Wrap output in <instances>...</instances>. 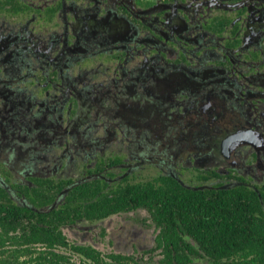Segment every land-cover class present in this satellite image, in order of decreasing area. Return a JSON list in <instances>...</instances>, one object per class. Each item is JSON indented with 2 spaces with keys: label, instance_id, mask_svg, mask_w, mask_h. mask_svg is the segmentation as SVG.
I'll use <instances>...</instances> for the list:
<instances>
[{
  "label": "flooded vegetation",
  "instance_id": "af4514ba",
  "mask_svg": "<svg viewBox=\"0 0 264 264\" xmlns=\"http://www.w3.org/2000/svg\"><path fill=\"white\" fill-rule=\"evenodd\" d=\"M4 1L14 0L0 3ZM15 1L22 8L18 14L10 17L0 11V188L14 206L33 213L28 221L62 200L43 207L30 201L23 191L39 189L35 179L70 180L69 189L101 177V172L95 168L97 156H91L89 167L83 163L78 175L63 177L56 172L68 165L77 167L70 160L59 161L73 147L69 136L64 137L62 156L47 159L55 135L14 139L3 135L9 112L4 91L14 80L20 91L23 81L31 82L32 92L44 96V102L63 96L65 121L76 115L82 93L103 96L111 89L123 96L127 90L135 100L175 114L176 125L165 135L161 175L191 189L243 187L259 196L264 192V0ZM65 76L72 83H64ZM96 77L102 81L94 84ZM184 124L191 128L186 135ZM236 134L242 140L223 149V141ZM121 165L125 162L115 167ZM14 166L22 168L20 178L15 177ZM189 171L195 173V185L183 179ZM108 172L112 173L109 169L102 174ZM120 214L125 213L80 219L63 233L84 224L91 232ZM100 236L97 230L91 232L89 243L85 237L70 243L102 254H123L96 247ZM152 248L137 253L157 252Z\"/></svg>",
  "mask_w": 264,
  "mask_h": 264
},
{
  "label": "trees",
  "instance_id": "16d2710c",
  "mask_svg": "<svg viewBox=\"0 0 264 264\" xmlns=\"http://www.w3.org/2000/svg\"><path fill=\"white\" fill-rule=\"evenodd\" d=\"M21 9L15 0L0 3V11L10 17ZM121 162L120 156L100 158L95 168L101 177L69 189L70 180L35 179L39 189L23 191L30 201L43 207L62 200L34 221L27 220L31 211L14 206L0 188V202L6 201L0 203V264H194L195 257L213 264H264V192L191 189L163 175L130 182L102 174ZM138 208L147 211L157 232L151 250L157 251L155 261L145 253L102 254L71 244L63 233L77 220L95 221Z\"/></svg>",
  "mask_w": 264,
  "mask_h": 264
},
{
  "label": "rangeland",
  "instance_id": "374dc122",
  "mask_svg": "<svg viewBox=\"0 0 264 264\" xmlns=\"http://www.w3.org/2000/svg\"><path fill=\"white\" fill-rule=\"evenodd\" d=\"M11 71H13L12 67L9 68V72ZM63 81L67 85L72 83V79L67 76L63 78ZM99 81H102L101 78L96 77L93 83L96 84ZM83 83L88 85L89 82ZM15 84L14 80L7 91H4L7 94L8 102L5 101V103L9 112L8 131H4L3 135L9 138L17 135L30 137L55 135L53 151L45 154L47 159L52 157L58 159L62 156L61 148L66 139L64 137L69 136L73 147L70 146L59 161L65 164L67 160H70L77 163V167L72 169L68 165L57 170L56 172L63 177L78 175L83 163L89 167L88 164L93 161L90 159L91 156H97L99 160L115 154H118L122 162H125V165L110 169V172L116 175L117 181L121 179L120 175L127 177L130 182L147 181L161 175L164 162L162 159L165 158L163 155V145H166L165 135L176 125L172 122L175 114L169 116V113L162 111L156 105L143 104L140 100H135L127 90H125L126 94L121 96L109 89L103 96L82 93L77 97L79 107L76 115L65 121L66 108L62 105L63 96L57 99V102L48 103L44 102V96L32 92L31 82L23 81L20 84L22 86L20 89H25L23 91L16 89ZM89 85L92 84L89 83ZM2 101L4 102L3 98ZM20 126L23 128L21 131ZM179 130L178 127L175 133ZM182 131L186 135L191 128L185 125ZM30 151L24 154L23 159L26 160ZM40 151V156H43L42 150ZM170 156L172 157L171 154ZM21 169L20 166H14L13 173L16 178L22 176ZM194 175L193 171L184 172L183 179L186 183L195 185ZM86 227L88 225L84 224L65 228L66 238L69 242L80 243L82 237H85V241L89 243L91 232L98 230L102 237L108 235L105 238L100 236L99 242L94 244L101 249L106 248L108 251L137 256V251L153 247L154 228L145 210L120 214L107 223L93 227L91 232H88ZM157 258V252L146 255L147 260L155 261ZM194 264L213 263L206 258L195 257Z\"/></svg>",
  "mask_w": 264,
  "mask_h": 264
},
{
  "label": "water",
  "instance_id": "95a60500",
  "mask_svg": "<svg viewBox=\"0 0 264 264\" xmlns=\"http://www.w3.org/2000/svg\"><path fill=\"white\" fill-rule=\"evenodd\" d=\"M241 139V135L240 134H236L235 136L226 139L225 141H223L222 143V147L224 148H228L229 146H233L235 143L237 144L238 142H240Z\"/></svg>",
  "mask_w": 264,
  "mask_h": 264
}]
</instances>
